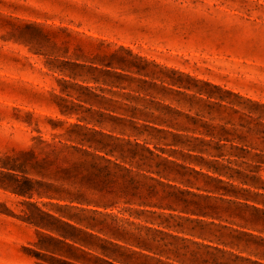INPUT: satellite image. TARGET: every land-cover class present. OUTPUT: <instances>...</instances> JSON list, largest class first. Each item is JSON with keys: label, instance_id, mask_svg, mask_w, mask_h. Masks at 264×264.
Returning a JSON list of instances; mask_svg holds the SVG:
<instances>
[{"label": "rangeland", "instance_id": "374dc122", "mask_svg": "<svg viewBox=\"0 0 264 264\" xmlns=\"http://www.w3.org/2000/svg\"><path fill=\"white\" fill-rule=\"evenodd\" d=\"M82 101L146 109L263 187L264 0H0V264H55L46 211L69 213L57 157L79 134L61 111Z\"/></svg>", "mask_w": 264, "mask_h": 264}, {"label": "crops", "instance_id": "0c3cea01", "mask_svg": "<svg viewBox=\"0 0 264 264\" xmlns=\"http://www.w3.org/2000/svg\"><path fill=\"white\" fill-rule=\"evenodd\" d=\"M83 104L61 111L79 133L57 157L69 213L46 211L58 225L43 231L61 248L40 253L55 264H264L258 168L149 122L146 109Z\"/></svg>", "mask_w": 264, "mask_h": 264}]
</instances>
